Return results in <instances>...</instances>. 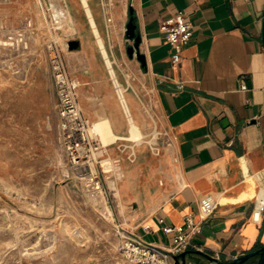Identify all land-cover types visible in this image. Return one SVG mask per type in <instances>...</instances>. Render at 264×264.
Here are the masks:
<instances>
[{
    "label": "crops",
    "instance_id": "0c3cea01",
    "mask_svg": "<svg viewBox=\"0 0 264 264\" xmlns=\"http://www.w3.org/2000/svg\"><path fill=\"white\" fill-rule=\"evenodd\" d=\"M130 7L142 37L145 66L127 52L132 46L125 35ZM69 10L74 29L82 34L87 21L94 35L87 16L82 20ZM103 10L112 16V25L106 26L100 8L97 15L92 9L94 20L126 88L131 114L141 130L153 127L170 137L178 171L171 183L145 194L134 191L129 171H123L126 180L117 187L120 204L137 203L123 225L145 242L169 248L162 227L183 225L192 215L202 231L187 251L204 252L221 262L263 246L264 211L259 212V203L264 202V0H120ZM180 11L187 14L193 31L181 49V64L175 66L174 50L160 26ZM77 41L85 67L71 76L79 82L83 115L90 123L106 117L114 133L125 137L127 118L107 69L88 39ZM243 81L246 91L241 89ZM54 109L58 119L56 96ZM208 195L217 208L203 221L200 201ZM257 263L253 258L246 264Z\"/></svg>",
    "mask_w": 264,
    "mask_h": 264
},
{
    "label": "rangeland",
    "instance_id": "374dc122",
    "mask_svg": "<svg viewBox=\"0 0 264 264\" xmlns=\"http://www.w3.org/2000/svg\"><path fill=\"white\" fill-rule=\"evenodd\" d=\"M55 1L0 0V264H128L119 233L129 230L124 216L137 203L120 204L117 187L126 178L107 173L104 161L129 171L134 191L145 194L178 177L171 140L151 127L142 130V143L132 140L130 131L125 139L105 143L94 122L89 132L99 137L91 162L71 163L58 139L51 50L61 53L68 73L76 76L85 59L81 49L69 51L67 44L84 37L104 68L106 63L87 21L82 34L72 18L67 26L58 18ZM72 1L59 5L86 20L80 0ZM119 1L91 0L89 5L97 15L99 8ZM93 176L103 191L90 189Z\"/></svg>",
    "mask_w": 264,
    "mask_h": 264
},
{
    "label": "built area",
    "instance_id": "2783aa9c",
    "mask_svg": "<svg viewBox=\"0 0 264 264\" xmlns=\"http://www.w3.org/2000/svg\"><path fill=\"white\" fill-rule=\"evenodd\" d=\"M104 11L106 26L113 23L112 16ZM160 29L165 33L166 44L174 50L172 63L181 64V49L192 37V25L185 12H178L161 23ZM50 68L52 81L56 93V111L59 122V142L62 149L74 165L89 164L93 150L97 144L95 137L90 134L92 124L85 119L79 102V82L67 71L61 53L51 50ZM241 89L246 91L247 85L243 81ZM116 90V88H115ZM117 91V90H116ZM89 187L93 192H101L102 184L97 176L90 179ZM217 203L211 195L200 201V215L202 220L208 219L216 210ZM264 211V202L259 203V212ZM259 220V216L255 218ZM149 228H145L148 230ZM202 224L196 222L191 215L185 218L180 226L165 225L162 232L170 238L171 246L161 248L145 242L129 230L119 233L121 239L120 252L128 264H173V257L187 251L191 240L201 235Z\"/></svg>",
    "mask_w": 264,
    "mask_h": 264
},
{
    "label": "bare ground",
    "instance_id": "6f19581e",
    "mask_svg": "<svg viewBox=\"0 0 264 264\" xmlns=\"http://www.w3.org/2000/svg\"><path fill=\"white\" fill-rule=\"evenodd\" d=\"M80 1H81V6L84 9L86 16L88 18V21L90 23V26L93 29L94 35L96 36L98 48L100 50V53L102 54L103 59L105 60L106 67L108 68V73L110 75L112 83L117 90L116 94H117L120 106L123 109V112L127 118V122L129 124V131H130V135H131L130 137L132 140L134 139L135 142L142 143L143 138H144L143 137L144 134L142 133L140 126L134 120V118L131 114V111L129 109L127 99L125 96L126 88L121 83H119V81H118V78H117V75H116V72L114 69V61L110 58L108 51H107V48L105 46L104 40L100 36V33L97 29V25L95 23L93 12H92V9L89 5V1L88 0H80ZM55 2H56V4H55L54 8L56 9V12L59 16L58 17L59 20H61L67 26H70L72 24V19L70 17V13L66 10V8L64 6L59 5L60 0H56ZM93 127H94V132H96L98 135H100L102 137V140L105 143H114L117 140L125 139V137L118 136L114 133V131L112 130L110 121L106 117H103L100 120L96 121L93 124ZM90 131H91V129H90ZM98 135H94V136L99 137ZM101 143H102V141H101ZM102 147L106 148L108 146H104L102 144ZM104 164H105V170L107 173L113 170L115 172L118 180L121 181L124 178V173H123L122 168L120 166H118V165L114 166L112 163H110L108 161H104Z\"/></svg>",
    "mask_w": 264,
    "mask_h": 264
},
{
    "label": "water",
    "instance_id": "95a60500",
    "mask_svg": "<svg viewBox=\"0 0 264 264\" xmlns=\"http://www.w3.org/2000/svg\"><path fill=\"white\" fill-rule=\"evenodd\" d=\"M264 17V16H263ZM126 38L129 42L132 43V46H130L127 50L128 54L131 57H136L143 66L146 65L145 62V56L140 53V45L142 43V37L141 34L137 31V25L134 22V16H133V8L130 7V19L128 24L126 25L125 30ZM262 42L264 46V19H263V27H262ZM68 49L69 51L77 50L80 47V42L77 40L69 41L68 42ZM187 256L191 259V261L187 262ZM199 256L207 261V263H203L201 261L202 259H199ZM176 264H180V260L182 261V264H246L249 260L253 258H258L257 264H264V245L257 249L256 251L250 252L248 254H245L231 262H221L217 258H213L209 256L208 254H205L204 252L200 251H185L181 253L180 255L173 257Z\"/></svg>",
    "mask_w": 264,
    "mask_h": 264
},
{
    "label": "trees",
    "instance_id": "16d2710c",
    "mask_svg": "<svg viewBox=\"0 0 264 264\" xmlns=\"http://www.w3.org/2000/svg\"><path fill=\"white\" fill-rule=\"evenodd\" d=\"M260 247H262V245L257 246L254 251H256L257 249H259Z\"/></svg>",
    "mask_w": 264,
    "mask_h": 264
}]
</instances>
